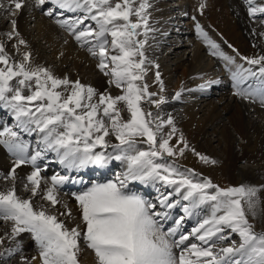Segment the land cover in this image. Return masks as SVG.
<instances>
[{
    "label": "snow or ice",
    "instance_id": "obj_1",
    "mask_svg": "<svg viewBox=\"0 0 264 264\" xmlns=\"http://www.w3.org/2000/svg\"><path fill=\"white\" fill-rule=\"evenodd\" d=\"M12 2L16 9L23 6L20 0ZM45 3L46 0H39L40 5ZM52 3L60 9L84 12L82 17L58 22L66 26L82 45H89L88 51L99 57L98 68L112 77L109 83L122 89V94L101 93L97 98V90L90 85L67 77L58 78L45 67H31L30 52L24 53L22 62L10 63L11 58L0 42V64L5 65L0 67V102L12 109L17 127L28 133L41 134L38 143L43 145L28 155L30 145L22 140L20 132L4 127L0 131V144L17 157L9 175L14 179L17 167L26 163L36 165L49 150L56 152L59 162L69 170L88 165L105 168L116 160L126 162L127 171L114 180L92 183L86 190L73 193L85 225L83 230L79 225L69 229L56 216L35 209L30 199H22L16 194L15 187L0 191V218L15 222L13 235L31 232L39 245L42 264H79L81 238L94 252L97 264H264V232L255 231L242 203L246 202L255 215L253 197L257 189L243 185L221 188L192 169L181 170V166L169 158L183 156L189 148L183 134L178 137L182 146L172 145L170 141L178 130L171 116L155 122L148 118L152 117V112H146L142 107L146 98L157 107L165 102L163 96L154 99L157 94L149 92L148 84L144 82L148 71L144 52L147 40L138 38L141 35L138 30L143 28L145 37L151 30L146 11L150 7L148 0H140L138 6L136 0H52ZM248 3L251 15L264 14V6H251L253 0ZM205 7V3L199 5L201 13ZM47 14L52 15V10ZM133 16L137 17L135 21ZM86 20L95 22L96 27L86 24ZM11 23L15 25L16 21ZM196 30L211 49V54L227 62L236 95L259 99L264 104V55L242 57L248 67L236 64V57L222 51L199 23ZM7 35L11 38L12 33ZM19 43L25 41L20 39ZM231 65H236L235 70ZM254 66L258 67L254 70ZM155 76L163 88L159 71ZM14 78H18L15 86L11 83ZM250 79L255 87L253 84L244 86ZM61 86L64 91L58 90ZM26 88L30 90L28 95L24 94ZM180 95L177 92L176 98ZM120 104L129 113L128 119L122 117ZM164 125L171 126V131L158 139ZM110 135L118 143H110L106 139ZM144 144L146 149L141 147ZM98 146L102 150L96 151ZM109 147L112 152L107 151ZM192 151L204 163H217L195 149ZM40 173L41 169L35 167L27 177L33 185V195L40 188ZM68 179V176H53L45 199L53 205L59 203L56 187ZM130 181L153 186L163 182L171 188L172 191L162 194L159 201L166 209L179 206L185 216L192 217L202 205H209L211 214L198 221L191 232L181 233L176 239L185 216L175 221L176 227L164 231L157 217L166 218L168 212L154 211L155 204L128 190ZM173 196L178 199L170 201ZM67 215H72L70 209ZM226 229L230 230L227 236L224 235ZM232 234L239 236L238 246L233 241L231 246L218 247V242ZM190 237L200 243L186 245ZM3 242L0 238V243ZM177 248L181 249L179 254L175 251ZM6 251L12 255V249Z\"/></svg>",
    "mask_w": 264,
    "mask_h": 264
},
{
    "label": "bare ground",
    "instance_id": "obj_2",
    "mask_svg": "<svg viewBox=\"0 0 264 264\" xmlns=\"http://www.w3.org/2000/svg\"><path fill=\"white\" fill-rule=\"evenodd\" d=\"M174 1L148 0L150 7H148L146 11L149 15L148 25L151 29L149 32L156 31L158 34L161 33L162 42L171 45L168 54L175 51V57L172 58L173 62L171 66L165 65V63H157L160 68L163 66L161 70L152 69L147 73L148 78H146V83L148 84V89H150L149 92L157 94L156 96L158 97L155 96L153 97L154 99L159 98L160 96L165 97L167 93L174 92L175 94L166 100L162 104V107H165V116L167 118L171 116L176 129L180 132L182 131L188 145L190 143L189 148L185 150L183 155L184 165L194 166L202 173H209L211 170L209 168H211V166H203L199 164L198 162L200 159L197 155L192 154V149L195 148V152L202 155H204V153H206V155H215L213 153H217V149L213 146L211 141V137L214 135V141L218 142L220 145L219 148L225 155V158L223 160L220 159L218 164H216V170L221 174L227 175L230 178V182L233 184L238 183V176L249 178L255 183H259L258 186L263 184L261 185L259 192L264 196V181L261 179L259 180V176H257L258 171L260 172L264 170V104H262L259 99L253 100L236 95L231 72L229 71V67L226 66L227 62L217 56H213L211 54V49L204 42L202 37L200 38L199 44L197 43L196 45L200 52H195L194 49L191 50L189 41L184 39L186 34H193V29H196L197 23L204 27L209 26L210 29H212L211 26H214L212 23L206 25L208 22L206 21L207 19H205L206 7L202 13L200 11L199 5L205 3V0H183V4L181 3V0H176L178 3ZM20 2L23 6L20 9H17L18 11H16V15H12L7 11L10 8H14L12 0L0 1V17L5 20V23L0 20V42L4 44V51L11 58L10 63L12 61H15L16 63L22 62L23 60L20 58L22 56L24 57L25 52H30L31 67H45L58 78L67 77L71 81L79 80L82 84L90 85L97 90V98L102 91L107 89H110L109 93L113 96L122 94V89L117 88L115 84H110V79H108L104 72L98 68L100 62L99 57L93 56L88 51L89 45H82L81 42L75 39V35L69 31L66 26H63L58 22L60 20H70L71 17H73L72 19H75L79 17V14L80 16L82 13L84 14L82 10L70 13H77L76 15L66 17L67 13L63 12L69 10L60 9L52 3V0H46L44 5H40L39 2L35 4V0H20ZM139 2L140 0H136V6H138ZM186 2L191 3L193 10L196 12L190 14L187 18L183 15L182 19L181 14L182 12L184 14ZM48 5H52L53 7L51 6L50 9H47ZM209 6V10H207L210 12V18L217 23L219 31L217 29H212L209 33V30L206 28L203 29L208 34H212L215 37L211 38L220 45L222 51L228 55L236 57V64H243L245 67H248L246 61H244L242 57H257L264 55V14L257 12L255 15H251L249 12L250 5L248 0H231V3L230 0H209ZM215 6L217 8L220 7V10L218 11L216 9L217 12H215L214 9H212L215 8ZM251 6H264V0H253ZM54 7L56 8L53 11ZM44 8H46V10ZM176 8L181 11L180 16L177 14L172 15ZM49 10H52V15L47 14ZM171 12L173 13L170 14ZM185 14L188 15L187 12ZM173 16L175 19H173ZM193 17H195V19H193ZM132 19L135 21L137 17L133 16ZM198 19H200V21H198ZM12 20H15L16 24H12V31L14 29V34L11 32L13 35L9 38L6 36L5 24ZM153 21L155 22L152 23ZM85 22L91 24L92 27L94 26V28L96 27L95 22L93 21L86 20ZM30 24H32V27H29ZM173 24L180 26L179 29L181 31L175 28L170 31L169 36L165 35L166 30H168L170 28L169 26ZM81 28H83V25H81ZM138 31L141 34L144 33L143 28ZM17 33L19 34L18 36ZM163 36L165 37L163 38ZM138 38L141 40H147L144 47L145 56L147 57L146 62L152 61V58H154L157 53L159 54L158 47L155 46L156 44H153V42L155 43L157 40V36L153 39L151 38V40L149 37H144L143 35H140ZM20 39H23L25 43L20 44ZM181 47L185 48L181 49ZM204 48L206 50H204ZM203 50L210 53L205 63L201 62V54H204ZM0 67H5V65L0 64ZM230 67L232 70H235L236 65H231ZM256 67L258 66H254V70ZM157 71L160 73V80L166 78V82L168 83L164 88H158L157 85L156 87L158 91H154L155 87H153V85L159 84V81H157L155 76ZM173 76H177L175 83L172 82ZM195 78L198 79L195 80ZM17 79L18 78H14L11 81L14 86ZM187 82H190L188 87L181 86V84ZM208 84H212L210 86L212 91L206 93V97H208L206 99L211 98L207 102L206 99L203 98L200 100L197 97L198 94H201V91H206L208 89L203 90L200 86H208ZM247 84H253V87L256 86L251 79L248 80L244 86L246 87ZM229 88L232 91H230ZM62 90L63 87L60 91ZM177 92L181 93L180 97L184 94H187L190 98L194 97L193 101H191L192 103H189L188 107L179 106L178 104L180 103L181 98H176ZM24 94L28 95L29 89L26 88ZM95 99L96 98H94V100ZM196 105H199L198 109H195ZM0 109L10 113L13 121L12 124L14 125L13 130L20 132L22 140L26 141V139H29L28 135L31 134L32 136H30V139L32 142H37V146L33 143L30 144L28 155L34 154L35 151L43 147L42 144L38 143L41 134L37 132L28 133L17 127L18 121L16 120L14 112L12 109L4 107L2 102H0ZM201 112L202 115H199ZM181 113L186 115V118L185 120L178 122V117ZM152 114L154 115L153 111ZM122 117L127 119L123 113ZM6 125L5 122H0V131H2L4 127H7ZM167 127H169V125H167ZM208 130L212 131L211 136H208ZM178 131L174 134L172 143L179 141L178 137L180 132ZM233 131L244 139L239 145L240 149L243 150L242 156H238L235 151L236 144L232 133ZM111 140L114 143L118 142L114 137ZM108 149L109 151L112 150L110 147ZM16 159L17 157L14 156L5 145L0 144V182H2L0 184V191H7L8 189L15 187L16 194L20 198L30 199L35 209H38L37 207L42 205L44 210L48 213L47 204L44 202L45 192L52 186L51 178L56 176L54 174L49 175L51 174L50 171L58 164V168L61 170L58 171L57 176L69 174V179L64 184L57 185L56 187V195L59 203L55 205L52 204L51 207V204L49 203L51 201L48 202V205H50L51 208H54L58 213L62 214L63 217L61 218L60 216V219L58 220L61 221V219H64L65 221L63 222L69 229L74 228L77 222L70 219V216L67 215V203L63 199L65 198L68 202L75 201L76 199L73 196L74 192L84 191L85 188L88 187L87 185L91 183L90 179L95 181V183H103L105 177L115 172L116 166L119 164H117L119 161L113 160L105 168L88 165L79 170H69L59 162V156L57 153L49 150L37 160L36 165L26 163L17 167L15 178L13 179L9 173L11 169L15 167ZM46 159H48L47 162ZM245 160L254 163L255 165L250 166L249 168L241 167L239 163H244ZM35 167L41 169V183L37 194L39 193L42 197L39 199L32 194L31 189L33 185L27 179ZM123 168L124 170L122 169L121 172H118L114 179H116L118 175L127 171L126 163ZM74 170L77 174L73 173ZM137 183H139V181H130L128 184L132 186ZM129 185L128 188L130 190L131 187H129ZM150 185L152 184L143 183V185L140 186L143 192H146L145 195L150 194ZM72 189L75 190L72 191ZM154 189L156 192H154L153 197H155L158 202L162 198V194L165 195L169 190H164V188L160 189L156 185H154ZM58 190H60L59 192L61 193H58ZM68 193H70L71 196L67 195ZM139 195L145 196L141 193ZM262 199V202L264 203V197ZM68 204L75 209H79L78 205H72L71 203ZM157 206L158 205L156 204V207ZM202 206L200 208H202ZM163 208L165 207L160 204L159 209H162L160 212H163ZM178 210L177 207L170 209L168 212L169 218L166 217L168 220L170 219V222L174 221V227H176L175 221L181 217V215L185 216V213L181 212V214L179 213L180 215L175 218L174 213ZM196 215H198V213ZM192 219V217L185 216V219L183 220L184 222L182 221V227L184 230H191L194 228L195 225L192 227ZM79 221L80 228L83 230L85 225L82 219H79ZM14 223L15 222L7 223L6 220L0 218V238H3L4 241L3 243H0V253L3 254L0 256V264H17L19 263L18 259L31 260L32 264H42L40 248L37 241L34 239L33 234L31 232H21L13 235L12 228ZM181 232L182 228L178 233L181 234ZM27 233L29 237H26ZM191 238L192 237L187 241L188 244L191 243ZM7 245H11L12 247L18 246L19 248L18 252H12V256H14V254L16 256L15 259L10 262L3 261L9 256L6 251ZM10 258L11 257H9L8 260ZM80 258L84 264H97L93 255L89 251H86L85 248H80L78 259Z\"/></svg>",
    "mask_w": 264,
    "mask_h": 264
},
{
    "label": "rangeland",
    "instance_id": "obj_3",
    "mask_svg": "<svg viewBox=\"0 0 264 264\" xmlns=\"http://www.w3.org/2000/svg\"><path fill=\"white\" fill-rule=\"evenodd\" d=\"M0 1H2V0H0ZM174 0H172V2H173ZM176 1V0H175ZM174 1V2H175ZM178 1V0H177ZM176 1V2H177ZM180 1V0H179ZM39 2V0H35V4L36 3H38ZM206 2H207V4H206ZM178 3V2H177ZM181 3L183 4V0H181ZM230 3H231V0H230ZM205 5H207L206 6V10L208 9L209 10V8H210V6H209V0L207 1V0H205ZM51 6L52 5H48V7H47V9H50L51 8ZM53 7V6H52ZM45 10H46V8H44ZM212 9H214V11L215 12H217V10L219 11L220 10V7H216L215 6V8H212ZM217 9V10H216ZM205 10V12H206V18L205 19H207L206 21H208L207 22V24L206 25H208V23L210 24V23H212L214 26H211V28L214 30V29H217L218 30V28H219V26L217 25V23H215L214 21H212L211 20V18H210V12L207 10L206 11ZM10 14H12V15H16L17 14V12L16 11H18L15 7L14 8H10L9 10H7ZM187 12V14L188 15H186L185 13ZM196 11H194L193 10V7L191 6V3H189V2H186L185 3V8H184V14H183V12H182V14H181V11L178 9V8H176V9H174V13L173 12H171L170 14H172V15H179L180 16V14L182 15L181 17H182V19H183V15H184V17L185 18H187L190 14H192V13H195ZM29 15V14H28ZM84 14L82 13V15L80 16V14H79V17H82ZM73 17H71V19H72ZM173 19H175L174 18V16H173ZM0 20H2L4 23H5V20H3L1 17H0ZM198 21H200V19H198ZM89 22V21H88ZM155 21H153L152 23H154ZM86 24H88L87 22H85ZM216 25V26H215ZM96 26V25H95ZM173 26H174V28H173ZM218 26V27H217ZM29 27H32V24H30L29 25ZM94 27V26H93ZM170 28L168 29V30H166V34L165 35H167V36H169L170 35V31L171 30H174L175 28L177 29V30H180L179 29V27L180 26H178L177 24H173V25H171V26H169ZM173 28V29H172ZM202 28H206L207 30H209V33L212 31V29H210V27L208 26V27H204V26H202ZM256 28V27H255ZM5 29H6V36L7 37H9L7 34L9 33V32H13V34H14V29H13V31H12V23H11V21H9V22H6V24H5ZM181 31V30H180ZM219 31V30H218ZM150 33H151V35H150ZM12 34V35H13ZM174 34V33H173ZM141 35H143L144 37H145V35H144V33H142ZM155 35V36H154ZM152 36V37H151ZM156 37L157 36V40L155 41V43L153 42V44L155 45V46H157L158 47V49H159V54L157 53L156 54V56L154 57V58H152L153 60L152 61H149V62H146V67L148 68V71H147V73L148 72H150L152 69L153 70H161V68L163 67V66H161V68H160V66H159V68L157 69V67H156V65H158V64H161V63H165V65H170L171 66V64H172V58H174L175 57V51L173 52V53H170V54H168V52H169V50H170V48H171V45H167L166 43H164V42H162V35H161V33H156V31L154 32V31H152V32H148L147 33V36L146 37H149L150 38V40H151V38L153 39L154 37ZM185 36V35H184ZM209 36L210 37H212V38H215L212 34H209ZM165 36H163V38H164ZM10 38V37H9ZM200 38H201V36L197 33V30H193V34H186V36L184 37V39L185 40H187V41H189V43H190V49L192 50V49H194L195 50V52H200V50H198V48H197V43L199 44V42H200ZM171 39V38H170ZM183 40V39H182ZM153 41V40H152ZM151 41V42H152ZM201 44V43H200ZM202 44H204V43H202ZM202 47H204V46H202ZM201 47V48H202ZM185 48V47H184ZM183 47H181V49H184ZM164 49V50H163ZM180 50V49H179ZM178 50V51H179ZM204 50H206L205 48H204ZM203 50V51H204ZM177 51V52H178ZM209 54L210 53H207V52H205L204 51V54H201V62L202 63H205L206 61H207V58L209 57ZM21 60H24V57L22 56L21 58H20ZM170 61V62H169ZM158 63V64H157ZM205 65V64H204ZM109 67H112V65L110 64L109 65ZM166 68H168V67H166ZM108 77V79H112V77L111 76H107ZM176 77L177 76H173V78H172V82L173 83H175V81H176ZM146 78H148V75L146 74L145 75V80H144V82L146 83ZM196 79H198V78H195V80ZM162 81H163V88L165 87V85H167V83L168 82H166V78L164 79H161ZM158 85V86H157ZM190 85V82H187V83H185V84H181V86H186V87H188ZM212 85V84H211ZM210 84H208V86H204L203 87V90H206L207 88V90L206 91H201V94H198V99H206V98H208V97H206V93L207 92H211L212 91V89L210 88V86H211ZM159 88V87H161V84H160V82H159V84H155V85H153V87H155V89H154V91H158L157 90V87ZM62 87L63 86H61V88L60 89H62ZM152 87V86H151ZM150 87V88H151ZM60 89H58V90H60ZM211 89V90H210ZM148 90H150V89H148ZM229 90L230 91H232L230 88H229ZM62 91H64V89L62 90ZM109 91H110V89H107V90H104V91H102L101 93H104V94H110L109 93ZM29 94H30V90H29ZM174 94V92H172V93H167L166 94V96H165V101L166 100H168L172 95ZM175 95V94H174ZM201 95V96H200ZM156 97H158V96H156ZM181 100H180V103L178 104L179 106H183V107H188V104L189 103H192L191 101H193V99H194V97L193 98H190V97H188L187 96V94L185 95H182L181 97ZM179 98V99H180ZM196 98V97H195ZM190 99V100H189ZM211 98H209V99H206L207 100V102L210 100ZM201 106V105H200ZM118 107H119V109L121 110V112L123 113V115H125L126 117H127V119L129 118V113L126 111V108H125V106L124 105H118ZM142 107H143V109L146 111V112H148V111H153L154 112V115L152 116V117H148L149 119H153L155 122H159V121H161V120H166L167 119V117L165 116V114H166V111H165V113H164V108L165 107H162V104L159 106V107H157L155 104H150V103H148V100H147V98L143 101V103H142ZM198 107H199V105H196L195 106V109H198ZM202 110V109H201ZM199 115H202V112H201V114H199ZM159 118L158 120L156 119V118ZM179 119V121L178 122H181V121H183V120H185V118H186V115H184L183 113H181V115L178 117ZM171 131V126H169V127H167V125H164V127L161 129V131L159 132V134H158V139H159V137L160 136H165L167 133H169ZM178 132H180V131H178ZM211 133H212V131L211 130H208V136H211ZM233 133V135H234V138H235V151H236V153H237V155L238 156H242L243 155V150L242 149H240V144L243 142V138L239 135V134H237L235 131H233L232 132ZM180 134H182V131L180 132ZM180 134H179V136H180ZM214 135H213V137H211V141H212V143H213V146L217 149V153H213V154H215V155H206V153H204V155L205 156H208V157H210L211 159H214L215 161H217V163H215V164H210V163H204V162H202L201 160H199V164H201V165H203V166H205V165H210L211 166V168H209V169H211L210 170V172L209 173H206V172H200L197 168H195L194 166H188V165H184L183 164V156H176V157H173V158H169V160H172V159H174L175 160V162L177 163V164H179L180 166H181V170H183L184 168H187V169H192V170H194L196 173H199L200 174V177L201 178H204V177H206V178H209V179H211L212 180V182L214 183V184H216V185H218V186H220L221 188H228V187H236V186H241V185H243V186H245V187H254V188H256L257 189V193H256V195L253 197V201L255 202V208H254V211H255V215H253L252 214V211L253 210H250V209H248V206H247V203L246 202H244V201H242V203L244 204V207H245V211H246V214L248 215V218H249V221L254 225V229H255V231L256 232H264V203L262 202V198L264 197L263 195H262V193L261 192H259V189H260V187H261V185H263V184H261L260 186H258L259 185V183H255L254 181H252L251 179H249V178H244V177H240V176H238V183H236V184H233L232 182H230V178L227 176V175H224V174H221L219 171H217L216 170V164H218V161L220 160V159H224L225 158V155L223 154V152L221 151V149L219 148L220 147V145L218 144V142H216V141H214ZM106 139L107 140H109L110 141V143H114V142H112V140L111 139H113V137H112V135H110L109 137H106ZM173 139H174V135L172 136V140L170 141V143L172 144V145H174V146H176V147H181L182 146V144H180V142L178 141V142H174V143H172V141H173ZM185 139V141H186V138H184ZM116 143H118V142H116ZM188 143V142H187ZM189 145H190V143H189ZM141 147H143V148H147V145L146 144H144V145H141ZM101 150V148H99V146H98V148H97V151H99V150ZM111 149V148H110ZM193 149H195V148H193ZM108 151H109V149H108ZM109 152H112V150H110ZM192 154H195L194 152H192ZM196 155V154H195ZM119 162H121L119 165H121V166H123L126 162H124V161H119ZM239 165H241V167H243V168H249L250 166H253V165H255L254 163H251V162H248V161H246L245 160V162L244 163H239ZM193 167V168H192ZM213 170V171H212ZM214 172V173H213ZM216 172H218V173H216ZM238 172V171H237ZM116 173V172H115ZM216 173V174H215ZM117 175V173L115 174V176ZM114 172L113 173H111L109 176H106L105 177V181L104 182H107L108 180H114ZM257 176H259V180L261 179V180H263L264 181V170H262V171H258V175ZM109 177V178H108ZM217 177V178H216ZM106 179H108V180H106ZM91 180V183H95V181H93L92 179H90ZM233 181V180H232ZM103 182V183H104ZM2 182H0V184H1ZM91 183H89V185H88V187H90L92 184ZM162 183V184H161ZM143 184H142V182L141 181H139V183H138V185H137V189L138 190H140L141 189V187L140 186H142ZM155 185L156 186H158L160 189H163L164 188V190H166V189H169L166 193H165V195L168 193V192H170V191H172V189L171 188H168V187H166V186H164L163 185V182H160V184H159V182H156L155 183ZM88 187H86L85 188V190L88 188ZM150 189H151V192H150V195H146V196H142V197H144L146 200H149V201H151V203H153V204H157V205H160L159 204V202H158V200L157 199H153L152 197L154 196V192H156V190L154 189V186L153 185H150ZM129 190V189H128ZM60 190H58V193H61V192H59ZM130 191H132V192H135V193H137V191L136 190H134V189H130ZM75 193V192H74ZM76 193H79V192H76ZM137 194H140L139 192L137 193ZM67 195H69V196H71V194L70 193H68ZM35 196H37L36 198H41L42 196L38 193V194H36ZM43 199V198H42ZM175 199H178V197H176V196H173V197H171L170 198V201L171 200H175ZM64 201H66V205H67V208H66V210L67 209H70L71 210V212H72V215L70 216V219H72V220H74L75 222H77V224H76V226L75 227H77V225H79V228H80V221H79V219H81V214H80V209H75V208H73L72 206H70L68 203H71L72 205H78L79 206V204H78V202L75 200V201H71V202H68V200H65V198L63 199ZM44 202H45V204H47V207H48V211H49V214H51V215H54V216H56L57 217V219H60V216H61V218L63 217L62 216V214H60V213H58L54 208H51L52 207V203L51 202H49L48 200H45L44 199ZM47 202V203H46ZM48 202L51 204V207H50V205H48ZM38 209H43L44 210V207L41 205V206H38L37 207ZM177 208L179 209L176 213H174V217L176 218V217H178V215H180L181 214V212H183L181 209V207H179V206H177ZM162 209H159L158 207H156L155 209H154V211H161ZM169 210L170 209H166V208H163V212H165V211H167V212H169ZM68 211V210H67ZM180 213V214H179ZM198 213V215H196ZM74 214V215H73ZM211 214V208H210V206L209 205H203L202 206V208H199V209H197L196 210V212L194 213V217L192 216V227H193V225H195L194 227H196L197 226V223H198V221H200V220H202V219H204V218H206V217H208L209 215ZM185 215V214H184ZM182 216V215H181ZM169 218V217H168ZM168 218H159V217H157V219L160 221V223L163 225V228H164V231H167L169 228H171V227H174V221L172 222H170V219L168 220ZM173 220H174V218H173ZM61 221H65L64 219H61ZM6 222L8 223H13L14 221H11V220H6ZM79 222V223H78ZM184 222V221H183ZM186 222V221H185ZM81 223H82V221H81ZM166 223H168V224H166ZM1 225V224H0ZM183 226V225H182ZM81 229V228H80ZM192 230V229H191ZM191 230H184V228L182 227V232L181 233H183V234H187V233H189V232H191ZM230 230H228V229H226L225 230V233H224V235H228V232H229ZM179 233L177 234V236H176V239H178L179 238ZM26 237H29L28 236V233L26 234ZM233 241H235V243H236V245L238 246L239 245V243H240V238H239V236L237 235V234H232L228 239H226V240H224V241H221V242H218V247H227V246H231L232 245V243H233ZM191 243H200L195 237H192L191 238ZM185 244L187 245L188 243H187V241L185 242ZM12 246L11 245H7V249H12V252L13 253H16V252H18V250H19V248H18V246H13L12 248H11ZM80 248H85L86 249V251H89L92 255H93V258L96 260V257H95V254H94V252L90 249V248H88L87 247V244H86V242L83 240V238H81L80 239ZM30 250V249H29ZM29 250H27V251H29ZM180 248H177V249H175V251L177 252V254H179V252H180ZM81 251H83V250H81ZM15 254H14V256H8L7 258H5L3 261L4 262H10L11 260H13V259H15ZM9 257H11L9 260H8V258ZM19 260V263H17V264H20V263H24V264H32L31 262V260H27V259H18ZM79 260V264H84L83 263V261L81 260V258L80 259H78ZM17 261V260H16ZM18 262V261H17ZM42 263V262H41ZM4 264V263H3Z\"/></svg>",
    "mask_w": 264,
    "mask_h": 264
}]
</instances>
